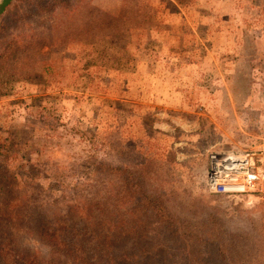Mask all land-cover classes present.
Wrapping results in <instances>:
<instances>
[{"label": "rangeland", "instance_id": "374dc122", "mask_svg": "<svg viewBox=\"0 0 264 264\" xmlns=\"http://www.w3.org/2000/svg\"><path fill=\"white\" fill-rule=\"evenodd\" d=\"M30 16L0 35V196L13 210L0 241L77 264L36 222L99 202L134 206L148 244L173 243L159 213L184 226L212 216L236 264H264L250 253L264 247V0H65ZM212 156L246 157L258 183L211 186Z\"/></svg>", "mask_w": 264, "mask_h": 264}, {"label": "trees", "instance_id": "16d2710c", "mask_svg": "<svg viewBox=\"0 0 264 264\" xmlns=\"http://www.w3.org/2000/svg\"><path fill=\"white\" fill-rule=\"evenodd\" d=\"M63 1L65 0H36L35 7L31 10L24 8L22 0H15L6 7L0 17V35L6 30L8 17L18 16L17 18L22 20L30 15H41L55 10ZM10 10H15V15L9 12ZM5 57V54L0 55V58ZM2 188L3 186L0 190ZM124 188L126 191L123 194H127L129 199H133L136 196L134 193L137 192L138 200H145L148 204L143 205L144 207L156 203L146 194L140 193L139 187L136 191V185L126 184ZM131 190L136 192L133 193ZM115 198L119 199V196ZM0 200V207L8 210L4 215H0V219H9L13 216L10 201L8 197L1 196ZM19 204L20 201L17 200L15 206ZM90 204L94 209L89 208V205L86 215L78 211L74 213L69 209L68 214L64 216L40 217L36 222L41 233L49 236L55 246L63 245L65 252L72 254L77 264H236L235 262H241V259L237 258L238 254L235 256L234 241L226 235L219 221L212 216L207 220L205 226L208 228H206L179 225L171 215L159 213L165 215L162 224L170 232L173 243L148 244L143 241L145 231H139L137 227L141 222L135 217L134 206L123 212L118 210L116 205H112L111 212L105 214L99 202ZM3 238L0 241V264H38L33 256L16 249L10 235H5ZM119 240H124L126 246L114 248V244L120 242ZM260 251L264 254V247L260 249V240L256 238L252 241L250 253L255 256ZM246 256L248 257V253ZM255 261L254 263H257ZM249 264H253V261Z\"/></svg>", "mask_w": 264, "mask_h": 264}, {"label": "built area", "instance_id": "2783aa9c", "mask_svg": "<svg viewBox=\"0 0 264 264\" xmlns=\"http://www.w3.org/2000/svg\"><path fill=\"white\" fill-rule=\"evenodd\" d=\"M211 158L213 164L208 178L211 186H221L224 191L235 192L236 190L232 188L236 186V178H233L236 173L240 176L239 184L242 192L246 191L245 187H253L258 183V177L249 171L250 164L246 157L216 159L215 156H212Z\"/></svg>", "mask_w": 264, "mask_h": 264}, {"label": "water", "instance_id": "95a60500", "mask_svg": "<svg viewBox=\"0 0 264 264\" xmlns=\"http://www.w3.org/2000/svg\"><path fill=\"white\" fill-rule=\"evenodd\" d=\"M11 0H1L0 2V15L4 12L5 8L9 5Z\"/></svg>", "mask_w": 264, "mask_h": 264}]
</instances>
